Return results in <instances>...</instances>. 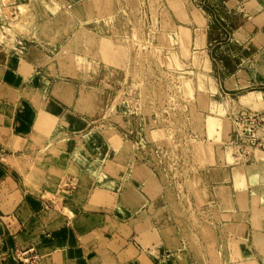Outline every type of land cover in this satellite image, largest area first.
I'll list each match as a JSON object with an SVG mask.
<instances>
[{"label": "rangeland", "instance_id": "374dc122", "mask_svg": "<svg viewBox=\"0 0 264 264\" xmlns=\"http://www.w3.org/2000/svg\"><path fill=\"white\" fill-rule=\"evenodd\" d=\"M45 10L60 30L39 40L33 29L47 17ZM23 58L42 64L43 74L32 73L34 90L19 84ZM10 64L18 70L12 84L20 96L12 105L0 101L15 129L10 134L6 120L0 121V141L13 147L1 157L10 173L5 190L56 200V209L43 211L46 222L56 212L74 216L86 208L106 214L100 217L110 230L122 231L139 217L181 226L189 241L178 256L182 262L189 251L203 264H264V235L244 222L243 232L237 231L238 218L220 212L228 202V190L221 188L230 165L215 163L214 144L203 135L209 111L229 123L245 110L264 120V0H0V67ZM39 90L47 91L41 102L51 98L60 115L75 116L70 126L46 114L32 133L40 110L49 108L39 100L34 106L32 93ZM88 133L98 142L86 143ZM232 139L242 147L236 153L229 145V157L238 163L263 149L242 134ZM122 187L144 201L126 218L119 203L103 199ZM106 202L107 212L97 210ZM96 236L97 253L104 254V234H88ZM153 252L141 250L130 264H152ZM86 253L85 261L93 259Z\"/></svg>", "mask_w": 264, "mask_h": 264}, {"label": "crops", "instance_id": "0c3cea01", "mask_svg": "<svg viewBox=\"0 0 264 264\" xmlns=\"http://www.w3.org/2000/svg\"><path fill=\"white\" fill-rule=\"evenodd\" d=\"M39 1L42 3V0ZM53 7L51 5V8ZM44 15H47L46 10ZM47 17L51 18L48 15ZM22 64L21 67L26 72L22 74L19 84L34 90V86L31 85L34 77L32 73L43 74L42 64L33 65L24 58ZM15 67L13 64L0 67V101L4 104L12 105L20 96V90L12 84V79L17 76L14 73L18 71ZM45 78L50 85L53 78L49 74L45 75ZM45 92L47 91L39 90L38 93L37 91L32 93V96H37L34 99L35 107L37 105L42 107L43 104L49 105L47 110L42 108L38 113L31 128L32 133L36 130L37 120L42 112L58 118L59 123L62 117L70 115L68 125L62 126L63 128L70 126L75 119L71 112L60 115L61 108L57 107L51 98L45 99L44 103L41 102L40 100L44 98L41 94ZM35 100H39V104L36 105ZM217 113L209 111L204 114L203 135L206 141L214 144L215 163L219 166L230 165L229 182L223 184L221 188V190H228V202L219 206L220 212L229 218L233 216L238 218V221L233 222V227L236 225L234 228L237 231L243 232L242 222H244L250 232L253 233V230H256V235H264V150H257L254 158L247 163L235 162L232 153L229 157L233 123L231 120L229 123L227 118ZM1 120H6L5 124L12 134L15 131L13 118H5V114L0 111ZM67 139L73 142L72 138ZM12 149L11 145H5L0 141V171H5V175L0 178V251H4V253L0 252V264H102L105 258L109 259L110 264H130L134 254L141 250L154 251V257L150 259L152 264L204 263L195 258L193 253L185 250L186 260L184 262L179 260L178 256L182 254L181 251L185 244H189V241L183 235L182 227L178 225L165 228L163 225L152 224L147 218L139 217L135 218L134 224L128 225L127 228L123 227L122 231L110 230L105 228L103 218L100 217L106 214H100L94 210L87 211L86 208L79 209L74 216L56 212L53 218L51 217V222H46L42 216L43 211H47L46 208L50 206L56 209V200L45 199L44 193L42 196H36L24 190H16L17 194H14V190L4 189V185L8 184L9 176L7 175L10 173L5 170L1 157L6 152H12ZM87 176L90 182L89 174ZM125 189L126 187H122L119 191H107L103 199L119 203L121 216L126 218L129 212H137L138 206H141L140 204L144 201L138 192H129ZM12 196L15 198L13 202L10 201ZM237 196H243V199L235 200ZM13 205L14 208H12ZM67 206L64 205L63 208ZM99 206L97 210L100 211L101 208L107 212L111 204L106 202ZM70 213L73 214L72 208H70ZM244 216L245 220L242 221ZM116 222L114 218L112 227L116 225ZM97 229L104 234L102 242L105 249L104 254L97 253L101 238L88 237V234ZM44 244L48 247L47 249H44ZM257 250L262 251V249ZM58 251L62 253L55 254ZM87 251L93 253L94 256L86 262ZM21 252H26V255L30 257V262L23 263L20 260L17 254ZM238 254L237 257L242 260L244 255ZM249 255H251V260L255 259L252 253ZM204 256V260H209L208 254L205 253Z\"/></svg>", "mask_w": 264, "mask_h": 264}, {"label": "built area", "instance_id": "2783aa9c", "mask_svg": "<svg viewBox=\"0 0 264 264\" xmlns=\"http://www.w3.org/2000/svg\"><path fill=\"white\" fill-rule=\"evenodd\" d=\"M232 123V132H234V135L236 133L242 134L248 137L252 142H257V144L264 148V120L259 112L248 110L238 112L237 114H234ZM231 145H233V148L235 147L238 149L236 153L241 151L242 147L237 148L234 146L233 139H231ZM67 183L68 182H66V185ZM17 255L23 263L30 262V257L26 255V252H21V254L18 253Z\"/></svg>", "mask_w": 264, "mask_h": 264}, {"label": "bare ground", "instance_id": "6f19581e", "mask_svg": "<svg viewBox=\"0 0 264 264\" xmlns=\"http://www.w3.org/2000/svg\"><path fill=\"white\" fill-rule=\"evenodd\" d=\"M38 1V0H37ZM35 3V2H34ZM39 22V25H36V26H34V29L33 30H37V31H39L40 33H38V32H36V34H38V35H36L35 33H33V34H35L36 35V37L39 39V40H41L42 38H43V36H44V38H45V36H46V39L47 38H49V37H51V36H49L50 35V33H54L55 31H57V29L55 28V26L53 25V23H52V19L51 18H48V17H44V16H41V18L38 20ZM16 23V22H15ZM14 23V24H15ZM19 23H17V25H18ZM16 25V24H15ZM19 25H21V24H19ZM10 27V26H9ZM8 28V27H7ZM19 28V27H18ZM21 28V27H20ZM8 30V29H7ZM8 32V31H7ZM6 31L5 32H3V33H7ZM34 32V31H33ZM9 33V32H8ZM58 35V34H57ZM49 36V37H48ZM54 36V35H53ZM45 40V39H44ZM48 43V42H47ZM59 62H61V61H59ZM36 103H38L39 104V102L38 101H36ZM42 104V103H41ZM40 104V105H41ZM42 106H44V104L42 105ZM44 109V108H43ZM46 114H44V112H42V113H40V116H39V118H38V120H37V127H40V125L43 123V119H44V116H45ZM71 119V116L70 115H66V116H64V117H62V119H61V122L64 124V125H68V122H69V120ZM94 136V138L95 139H92V137ZM96 135L94 134V133H88L87 135H86V137H85V139L86 138H88V139H86L85 140V142L86 143H88V144H94V143H96V142H98V140H97V137H95ZM65 140H67V141H71V140H69V139H67V138H64ZM262 150H264V148L262 149ZM59 158V157H58ZM57 158V159H58ZM62 162V161H61ZM38 164H42V162H39ZM76 169V167L75 166H73V170H75ZM51 170H53V169H51ZM79 171V170H78ZM79 173H80V171H79ZM34 174V173H33ZM32 174V175H33ZM82 175H86V174H82ZM34 178L36 177V175L35 176H33ZM67 210H70V208H72L71 206H67V207H65Z\"/></svg>", "mask_w": 264, "mask_h": 264}]
</instances>
